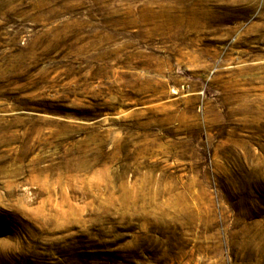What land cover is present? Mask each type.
Here are the masks:
<instances>
[{
    "label": "rangeland",
    "instance_id": "1",
    "mask_svg": "<svg viewBox=\"0 0 264 264\" xmlns=\"http://www.w3.org/2000/svg\"><path fill=\"white\" fill-rule=\"evenodd\" d=\"M0 264H264V0H0Z\"/></svg>",
    "mask_w": 264,
    "mask_h": 264
}]
</instances>
